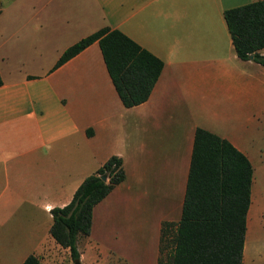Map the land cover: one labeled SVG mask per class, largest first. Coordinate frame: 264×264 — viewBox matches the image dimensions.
Listing matches in <instances>:
<instances>
[{"label": "crops", "instance_id": "crops-1", "mask_svg": "<svg viewBox=\"0 0 264 264\" xmlns=\"http://www.w3.org/2000/svg\"><path fill=\"white\" fill-rule=\"evenodd\" d=\"M249 1L0 0V264L28 254L74 264L49 232L50 208L111 154L124 177L93 204L79 264H157L161 222L180 217L197 126L261 172L264 64L237 56L223 18ZM102 26L162 60L142 102L121 103L96 40L54 66Z\"/></svg>", "mask_w": 264, "mask_h": 264}, {"label": "trees", "instance_id": "trees-1", "mask_svg": "<svg viewBox=\"0 0 264 264\" xmlns=\"http://www.w3.org/2000/svg\"><path fill=\"white\" fill-rule=\"evenodd\" d=\"M223 18L237 56L245 59L251 54L264 64V53L259 52L264 47V0L225 8ZM93 40L121 103L131 106L145 100L162 60L117 28L102 26L77 39L63 49L54 66ZM123 177L121 157L111 154L82 178L68 202L50 208L49 232L68 247L73 261L79 257L78 236L89 231L93 204ZM251 180L246 155L229 140L197 126L180 217L161 222L157 264H242ZM20 264H37V257L28 254Z\"/></svg>", "mask_w": 264, "mask_h": 264}, {"label": "rangeland", "instance_id": "rangeland-1", "mask_svg": "<svg viewBox=\"0 0 264 264\" xmlns=\"http://www.w3.org/2000/svg\"><path fill=\"white\" fill-rule=\"evenodd\" d=\"M3 2L4 0H1V5ZM46 55L44 52L45 58ZM249 205L242 264H264V167L258 175H252Z\"/></svg>", "mask_w": 264, "mask_h": 264}, {"label": "water", "instance_id": "water-1", "mask_svg": "<svg viewBox=\"0 0 264 264\" xmlns=\"http://www.w3.org/2000/svg\"><path fill=\"white\" fill-rule=\"evenodd\" d=\"M249 57H251V54L249 55ZM102 177L104 178V176H103V175H102ZM73 263H74V264H78V261H77V260H75Z\"/></svg>", "mask_w": 264, "mask_h": 264}]
</instances>
